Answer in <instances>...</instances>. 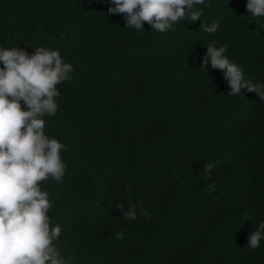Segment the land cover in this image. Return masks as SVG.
Segmentation results:
<instances>
[{
    "label": "trees",
    "instance_id": "trees-1",
    "mask_svg": "<svg viewBox=\"0 0 264 264\" xmlns=\"http://www.w3.org/2000/svg\"><path fill=\"white\" fill-rule=\"evenodd\" d=\"M246 2L205 0L200 21L159 32L125 27L109 0H0V46L73 68L43 117L67 167L41 182L73 264H264V240L247 246L264 221V100L201 68L211 43L264 82V17Z\"/></svg>",
    "mask_w": 264,
    "mask_h": 264
},
{
    "label": "clouds",
    "instance_id": "clouds-1",
    "mask_svg": "<svg viewBox=\"0 0 264 264\" xmlns=\"http://www.w3.org/2000/svg\"><path fill=\"white\" fill-rule=\"evenodd\" d=\"M205 0H109L107 13L123 14L125 27L144 30L145 22L159 32L170 30L179 21H200ZM253 17H264V0H247ZM201 26V25H200ZM219 21L204 26L214 33ZM202 69L222 70L229 95L255 92L264 100V82L251 81L241 67L229 59L226 48L208 44ZM0 46V264H73L74 257L59 251L62 228L51 224L50 194L41 182L62 180L66 163L61 152L66 145L45 132V115L58 109L57 85L70 78L72 65L58 49ZM23 104V107H22ZM212 165L206 166L211 169ZM129 219L136 213L129 208ZM119 238V234H118ZM264 240V221L248 237L253 249Z\"/></svg>",
    "mask_w": 264,
    "mask_h": 264
}]
</instances>
